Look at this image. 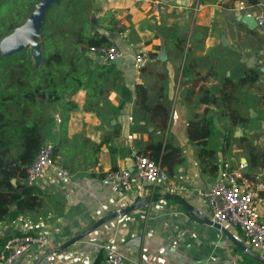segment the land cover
Listing matches in <instances>:
<instances>
[{
	"label": "crops",
	"instance_id": "1",
	"mask_svg": "<svg viewBox=\"0 0 264 264\" xmlns=\"http://www.w3.org/2000/svg\"><path fill=\"white\" fill-rule=\"evenodd\" d=\"M239 1L185 0L183 13L176 11L182 0H85L84 7L73 3L77 35L72 46H84L107 32L115 35L108 38L110 45L124 55L119 67L92 54L73 56L78 68L72 79L79 86L36 109L41 145L53 146L55 163L71 179L62 182L46 172L32 185L39 207L21 213L13 223H0V240L24 232L49 236L46 252H28L16 264H36L50 252L56 258L47 264H105L109 243L118 245L123 264H264L263 257L242 245L239 229L223 231L197 215L207 208L195 194L210 187L226 161L235 167L245 162L242 172L249 177L264 173V32L255 23L264 15V0L243 11L236 9ZM196 3L200 8L194 15L188 10ZM88 20L94 26L82 28ZM139 51L148 59L136 84L131 62ZM247 71L257 80L238 84ZM136 85L147 89L148 103H170L162 138L183 159L171 170L163 167L166 184L139 205L105 179L109 171L130 169V148L142 152L154 133L149 114L134 107ZM121 91L128 93L126 100ZM209 96L215 104L201 101ZM67 101L77 109L67 110ZM227 106L242 120L234 128L226 118ZM210 118L215 134L206 148L214 151L213 172L210 163L198 164L201 146L186 133L188 126L207 124ZM228 131L229 145L223 147ZM12 179L15 186L17 178ZM259 198L264 225V191Z\"/></svg>",
	"mask_w": 264,
	"mask_h": 264
},
{
	"label": "built area",
	"instance_id": "2",
	"mask_svg": "<svg viewBox=\"0 0 264 264\" xmlns=\"http://www.w3.org/2000/svg\"><path fill=\"white\" fill-rule=\"evenodd\" d=\"M176 7L177 12H185V0ZM246 0H240L236 9L243 11ZM200 5L195 4L189 12L196 15ZM255 23L264 32V15L256 17ZM89 55L98 56L105 64H113L117 58L123 59V52L115 45L91 46ZM148 56L139 51L132 55L134 82L140 81V72ZM53 146L43 144L37 150L32 162L26 169L27 183L33 185L49 172L58 180L67 182L70 173L53 160ZM130 169L112 170L106 173L105 179L115 183L124 192L129 202L145 201L152 197L155 188L163 186L168 180L166 171L148 157L140 154L134 147L129 151ZM247 164L239 163L236 167L230 161L222 163L217 178L207 189H196L195 194L205 200L207 211L199 210L197 215L219 229L237 228L242 234V245L264 258V225L259 218V192L264 191V178L260 174L249 177L242 171ZM179 190H185L179 187ZM50 240L47 233L24 232L20 236L8 238L0 251V264H16L31 251L46 252ZM52 262L54 252L45 256ZM123 253L115 243L104 248L105 264H123Z\"/></svg>",
	"mask_w": 264,
	"mask_h": 264
},
{
	"label": "trees",
	"instance_id": "3",
	"mask_svg": "<svg viewBox=\"0 0 264 264\" xmlns=\"http://www.w3.org/2000/svg\"><path fill=\"white\" fill-rule=\"evenodd\" d=\"M62 1L63 0H60L59 4H61ZM37 2L38 0H0V40L8 35L12 30L23 24L22 19L25 21L29 13H31L34 9V6ZM259 2L260 0L245 1L246 5L248 6H255ZM59 4H56L55 6L59 7ZM13 5L16 6L18 11L11 13V15L8 17V11ZM13 9L14 8H12V12ZM64 13L65 8L63 10L61 9V11H59L57 14H59L62 18ZM71 14H74V11L71 12ZM81 17L84 19L83 14ZM71 19V22H74L75 24V18L71 17ZM89 23L90 21H84L82 23V28H84ZM93 26L94 25H89V27ZM77 41L81 43L80 39ZM110 44L111 43L109 39L101 34L99 38L91 37L87 45L109 46ZM56 58V55H53L51 58H47L46 60L49 61ZM102 63L104 62L102 61ZM45 65L48 66L49 64L45 63ZM256 80L257 75H255L252 71H247L238 79V84L243 85L253 83ZM37 91L38 89H35L30 93L27 92V98L24 99V97H22L21 100L28 101L34 99L35 94L38 93ZM134 93L136 96L134 107H136L138 110H141L143 113H148L149 122L154 126V133L152 136H150V142L144 147L140 154L148 157L156 164H159L162 168L166 167L168 170L180 165L183 162V159L180 157V150L164 142L162 138V134L165 133L168 124L170 103L168 101H156L154 103H148L147 89L144 86L136 85L134 87ZM127 94L128 93L126 91H121L122 98L125 99ZM40 95L43 96L41 93ZM14 96L15 95L12 92L0 93V108L4 104H12V106L15 108L20 107L21 100L14 101ZM60 96L63 95L59 94V98L61 99L62 97ZM50 97L51 100L55 101L53 94H51ZM59 98L57 97L56 99ZM226 99L227 96L223 95L221 97V100L225 102ZM201 101L209 104L216 103V99H214L213 96H209V98H203ZM121 106L122 102L119 103L118 107ZM66 108L69 111H73L77 109V106L74 103L67 101ZM226 111V118L229 121L231 127L234 128L235 126L241 124L242 120L236 111L228 110L227 108ZM3 133L4 131L1 129L0 121V140L5 143L6 139ZM186 133L193 142H196L198 146H201L197 157L198 164L201 167H207L208 163H210L212 165L210 171H215L216 165L214 161V151L206 148L208 140L215 134L212 125V119L210 118L208 123L204 125L188 126ZM156 134H158V136H156ZM229 134L231 133L228 131L227 136H224L223 138L224 141L228 139ZM20 138L23 139L24 145L21 154L16 159V162L5 165L3 158H0V223H13L15 220H17L21 213L25 211H33L40 205V197L36 189L29 183L24 184V180L26 178V169L32 162L37 150L41 146V135L38 132L37 124L33 122V124L27 126L26 128H22L20 132ZM207 158H209V160H207ZM15 177L17 178V181L15 186H12L10 184V180ZM7 239L8 238H4L3 240H0V250Z\"/></svg>",
	"mask_w": 264,
	"mask_h": 264
},
{
	"label": "rangeland",
	"instance_id": "4",
	"mask_svg": "<svg viewBox=\"0 0 264 264\" xmlns=\"http://www.w3.org/2000/svg\"><path fill=\"white\" fill-rule=\"evenodd\" d=\"M84 1L63 0L61 7L65 8V13L62 18L57 14L60 7L54 5L48 10L49 14L45 18L39 39L42 59H34L30 55L29 48L11 56L0 57V93L12 92L15 95L14 101H19L22 97L27 98V92L30 93L38 89L34 99L21 100L20 107L15 108L12 104H4L0 108L1 129H3L6 139L5 143L0 140V158H3L5 165L15 163L21 154L24 142L20 138V132L22 128H26L38 120L36 109L40 105H45L46 102L57 101L56 98H59V94L69 95L78 85L72 79V76L77 75L78 68L77 62L72 57L87 56L88 48L93 46L84 44V46L76 47L71 44L76 36L75 24L71 22V12L74 11L73 3H79L80 7H84ZM87 5H89L88 2ZM12 8H14L13 12ZM16 11L18 10L13 5L8 11V17ZM23 21L24 19H22V23ZM53 55H56L57 58L46 60ZM45 63L49 65L46 66ZM51 94L54 95L55 101L51 100ZM227 100L228 98L226 104L229 102ZM226 108L231 110L228 106ZM227 145H229V139L223 140L221 146Z\"/></svg>",
	"mask_w": 264,
	"mask_h": 264
},
{
	"label": "water",
	"instance_id": "5",
	"mask_svg": "<svg viewBox=\"0 0 264 264\" xmlns=\"http://www.w3.org/2000/svg\"><path fill=\"white\" fill-rule=\"evenodd\" d=\"M59 1L60 0H38L34 6V9L31 13H29L23 24L12 30L8 35L0 40V57L11 56L29 48L30 55L34 59H42L39 42V39L41 38L42 26L48 10L52 6L58 4ZM92 21L94 22V19H92ZM104 35L110 40L115 38V35L109 34L107 32H104ZM121 62L122 58H117L113 64L119 67ZM261 177L264 178V173H262ZM24 184H27L26 180H24ZM145 201H139L137 204L139 205ZM132 208L133 207L131 206L128 207L127 211L131 210ZM221 230L227 231L224 229ZM36 264H47L45 256L38 258Z\"/></svg>",
	"mask_w": 264,
	"mask_h": 264
}]
</instances>
